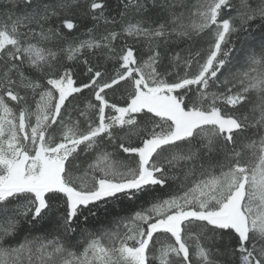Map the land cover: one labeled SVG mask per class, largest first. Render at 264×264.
<instances>
[{"label": "snow or ice", "instance_id": "obj_1", "mask_svg": "<svg viewBox=\"0 0 264 264\" xmlns=\"http://www.w3.org/2000/svg\"><path fill=\"white\" fill-rule=\"evenodd\" d=\"M107 8L0 0V264H264V0Z\"/></svg>", "mask_w": 264, "mask_h": 264}, {"label": "trees", "instance_id": "obj_2", "mask_svg": "<svg viewBox=\"0 0 264 264\" xmlns=\"http://www.w3.org/2000/svg\"><path fill=\"white\" fill-rule=\"evenodd\" d=\"M119 0H107V12L106 15L108 16H112L115 15V11H116V7L118 4ZM258 2V0H249L250 4H253V6H255V3ZM195 3V0H189V4ZM232 4L236 7L239 6L240 4V0H232ZM235 11H230V12H225V18L227 17V15H235ZM128 19V18H126ZM78 23V29L73 31V33L71 34L74 37H77L81 40L83 39H87L88 35H87V30L90 28H93V21L91 20L90 17L88 16H80L79 20L77 21ZM260 22L257 21L256 24H259ZM111 27V26H109ZM253 35H256L258 37V32L255 31V27L256 25L254 24L253 26ZM116 29H119V25H116ZM95 34L97 36H99L100 34H102L105 31V25L101 22L99 24V26L94 30ZM71 38V37H70ZM209 39V36L206 34L203 37H201L197 42H196V46L197 47H205L206 43ZM129 43H132L131 40H129ZM121 44L120 40L116 41V46L119 47ZM90 60H96L97 62L103 63V60L97 56V57H88ZM68 66H72L76 68V72L77 74L80 73L81 68L83 67L82 65L80 66H76L74 64V62H68ZM114 64L113 62H109L108 67L111 68L113 67ZM121 95L123 93H120ZM111 95V93L109 94ZM108 151H113V149L111 147L108 148ZM115 159H123L126 160L127 156L125 154H120L116 157H114ZM91 157H87L84 156V154H81L80 157V163L82 166L86 167L87 163L90 162ZM59 203V207L54 208V212L57 216H59L60 214L63 213V205H62V201L58 202ZM111 213V214H109ZM128 211L124 210L122 211L121 209H115L114 211L109 209L108 211H105L104 207H101L99 210L96 211V216H89V221L86 225L87 229L90 231H96L98 228H102V227H108L110 226L108 224L109 220H115L117 218V216H123V215H128ZM85 215H87V213H85ZM78 225L80 229H83L85 227V224L83 222V219L81 218L78 221ZM32 235H46L48 239H52L53 235H55L56 233L52 232L51 229H49L47 226H45V228L39 229L37 231H32L31 232ZM75 237V241H78L80 243H83V236L81 235L79 229L78 231L74 234ZM161 239H164L163 237H161ZM74 241V242H75Z\"/></svg>", "mask_w": 264, "mask_h": 264}, {"label": "rangeland", "instance_id": "obj_3", "mask_svg": "<svg viewBox=\"0 0 264 264\" xmlns=\"http://www.w3.org/2000/svg\"><path fill=\"white\" fill-rule=\"evenodd\" d=\"M90 162H91V159H90Z\"/></svg>", "mask_w": 264, "mask_h": 264}]
</instances>
